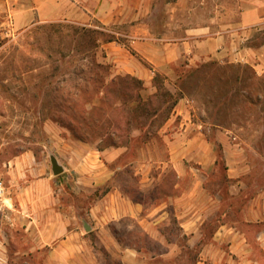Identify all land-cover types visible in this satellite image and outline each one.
I'll list each match as a JSON object with an SVG mask.
<instances>
[{"label": "crops", "instance_id": "0c3cea01", "mask_svg": "<svg viewBox=\"0 0 264 264\" xmlns=\"http://www.w3.org/2000/svg\"><path fill=\"white\" fill-rule=\"evenodd\" d=\"M197 1L0 0V14L20 29L94 30L99 61L142 81L145 99L156 75L174 87L178 71L209 62L245 59L264 73V0H230L234 21L218 18L230 1L217 0V15L198 27L182 17L206 0ZM193 103L180 98L164 127L179 131L167 134L165 159L132 160L128 147L75 140L60 157L27 150L6 162L0 264H264V191L251 192L243 165L229 168L226 156L223 181L205 174L218 161L193 124ZM52 156L64 169L58 176Z\"/></svg>", "mask_w": 264, "mask_h": 264}, {"label": "rangeland", "instance_id": "374dc122", "mask_svg": "<svg viewBox=\"0 0 264 264\" xmlns=\"http://www.w3.org/2000/svg\"><path fill=\"white\" fill-rule=\"evenodd\" d=\"M200 3L198 0L197 5ZM236 3L230 1L217 15V0H206L204 6L182 17L197 27L215 14L234 21L239 10ZM99 38L92 29L66 23L20 29L0 14L3 182L7 177L4 164L14 156L32 150L38 157H60L58 151L75 140L102 150L112 144L128 147L132 160H142L144 154L147 159L155 155L165 159L166 136L179 131H163L164 127L174 102L187 97L194 101L193 124L202 127L198 132L205 134L218 161L205 174L223 181L226 156L229 168L243 165L242 175L248 178L245 184L251 192L264 191V73L247 63L209 62L178 71L174 87H167L164 77L158 75L156 84L163 83L171 96L159 92L154 80V93L145 99L143 86L113 85L129 75H115L98 55L95 60L105 70L95 68ZM137 96L140 102H136ZM217 186L225 183L210 185ZM171 229L177 235V227Z\"/></svg>", "mask_w": 264, "mask_h": 264}, {"label": "trees", "instance_id": "16d2710c", "mask_svg": "<svg viewBox=\"0 0 264 264\" xmlns=\"http://www.w3.org/2000/svg\"><path fill=\"white\" fill-rule=\"evenodd\" d=\"M95 32V31H94ZM107 41H110V42H112V41H114L112 38H110V39H106ZM98 42V41H97ZM99 44V43H98ZM99 48V45L97 46L96 45V49H98ZM97 58V54H94V66H95V68L97 69V70H99L100 72L102 71V70H105V66L104 65H102V64H100L99 62H97L95 59ZM156 78H158V75H156V77L154 78V80H155V86L157 85V87H158V91L160 92L161 91V93H163V95L165 96V97H169V96H171L170 95V93L167 91V90H165V88H164V85H163V83H160V85L159 84H156ZM164 80H165V78H164ZM127 83H131V84H135L136 86L138 85L139 87L140 86H143V83H142V81H140L139 79H137V78H134V77H131V76H127V77H124V78H119L118 79V82L116 83V84H113V85H116V86H118V88H120V87H123V85H126ZM141 101V98H140V96H137V98H136V102H140ZM177 102L178 101H175L174 102V104H173V108L175 107V105L177 104ZM126 145H128V144H126ZM109 147H123V146H118V144H112L111 146H109ZM108 148V147H107ZM102 150V149H101ZM249 186V185H248Z\"/></svg>", "mask_w": 264, "mask_h": 264}, {"label": "water", "instance_id": "95a60500", "mask_svg": "<svg viewBox=\"0 0 264 264\" xmlns=\"http://www.w3.org/2000/svg\"><path fill=\"white\" fill-rule=\"evenodd\" d=\"M51 164H52V169H53V173H54L55 176H58V175L62 174L64 169L59 164V162L57 161V159L54 156L51 157Z\"/></svg>", "mask_w": 264, "mask_h": 264}, {"label": "built area", "instance_id": "2783aa9c", "mask_svg": "<svg viewBox=\"0 0 264 264\" xmlns=\"http://www.w3.org/2000/svg\"><path fill=\"white\" fill-rule=\"evenodd\" d=\"M237 63H241V64H246L247 62L245 61V59H240L238 60ZM5 195V186H4V182L2 181V179H0V203L2 205H4L1 201L4 198Z\"/></svg>", "mask_w": 264, "mask_h": 264}]
</instances>
